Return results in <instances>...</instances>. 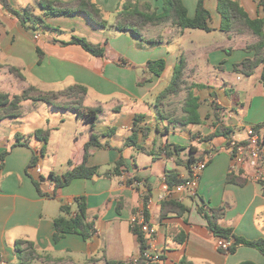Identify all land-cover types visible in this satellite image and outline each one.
<instances>
[{
  "label": "crops",
  "instance_id": "obj_1",
  "mask_svg": "<svg viewBox=\"0 0 264 264\" xmlns=\"http://www.w3.org/2000/svg\"><path fill=\"white\" fill-rule=\"evenodd\" d=\"M9 1L19 10L31 6L58 29H27L0 6V92L19 94L12 87L17 80L22 90L36 87L34 94L83 84L88 88L84 105L102 110L91 126L73 107L27 99L21 116L0 120V162L2 152L9 150L0 168V264L18 263L15 246L19 239L33 241L39 253L53 258L48 261L53 264L127 261L141 252L131 218L145 207L157 230L150 249L162 254L156 264H180L182 260L188 264H264V254L257 248L243 245L234 252L219 248L218 238L198 210L205 203L223 207V226L248 239L264 238V192L254 168L241 167L247 178L244 185L227 182L232 165L228 143L244 141L250 127L264 123V63L251 75L236 68L244 59L255 57V49L249 46L259 37L241 24L231 31L222 30L218 0H205L212 14L211 31L181 29L167 21L145 27L143 38L114 26L118 0H95L104 16H113L107 26L96 24L85 13L47 14L42 2L48 0ZM51 1L73 6L78 0ZM137 1L150 2L157 12L163 10V0ZM183 1L189 17H194L198 0ZM240 1L252 18L264 19L259 0ZM201 30L220 37L204 36ZM77 34H88L105 46L106 54L97 57L81 45L54 41ZM151 39L159 41L151 43ZM38 47L44 53L41 63ZM180 58L186 61L184 86L196 84L192 90L200 100V124L170 120L185 114L186 89L157 103ZM157 59L166 62L160 75L146 68L150 60ZM10 67L19 69L25 78L17 77ZM39 128L50 129L44 154L43 142L33 135ZM134 128V141L127 143ZM219 128L223 129L215 134ZM92 134L99 136L102 145L90 147L87 165L98 166L102 174L114 170L122 158L120 173L75 178L57 185L53 174L62 176L84 162L85 144ZM177 146L180 151L175 150ZM34 155L38 159L31 165ZM191 157L209 160L195 194L187 190L170 197L167 173L186 178ZM79 196L85 197L88 219L94 221L97 232L90 240L68 233L56 242L54 219L63 214L62 204L75 212ZM170 198L181 200L190 211L162 216V201Z\"/></svg>",
  "mask_w": 264,
  "mask_h": 264
},
{
  "label": "trees",
  "instance_id": "obj_2",
  "mask_svg": "<svg viewBox=\"0 0 264 264\" xmlns=\"http://www.w3.org/2000/svg\"><path fill=\"white\" fill-rule=\"evenodd\" d=\"M47 14L51 15H71L75 13H85L93 22L100 26H107V19L104 16V11L100 5L92 0H78L73 6H58L54 1L48 0V2H42ZM259 5L264 8V0H259ZM0 6L7 12L14 15L21 24L30 30L37 31L39 28L58 29L48 24L45 19L36 14L31 6L25 7L23 10L16 9L12 6L9 0H0ZM217 10L221 15V29L224 31L233 30L237 24H241L244 27L250 29L255 35L259 37V41L249 46L251 49H255L256 55L254 58H246L241 63L236 64L237 69H241L247 75H251L255 72L256 68L264 63V19L260 17L252 18L246 11L240 0H218ZM212 19L211 11L206 6L205 0H198L197 10L194 17H189L188 9L183 0H163V10L157 12L152 8L150 2L140 3L137 0H120L117 4V20L115 27L121 31H130L143 38V30L150 24L158 25L163 22L171 21L174 26L181 29L194 28L204 29L211 31L210 21ZM64 45L78 44L81 45L87 52L94 56L102 57L106 54V48L100 43L93 42L84 36L73 35L69 40H54ZM151 43H157L158 39L148 40ZM39 53L38 62L41 63L44 53L38 47ZM3 65L0 63V67ZM186 61L180 58L179 63L175 67L174 76L169 85L158 95L157 103L161 104L165 98L177 95L182 90H187V96L183 104V110L185 114L183 116H175L171 118V121L180 123H202L203 119L200 114V100L197 95L194 94L193 88L196 84L184 86L185 80L183 78L184 68ZM166 67L164 59L150 60L146 68L149 72L160 75ZM145 68V69H146ZM10 71L17 77L24 79L23 73L15 68L10 67ZM264 80V72L262 73ZM38 90L34 86H30L23 90L20 94H12L8 92H0V120L8 117H19L22 115V103L24 100L32 99L34 101H43L45 103L52 104L56 107H73L79 116L86 119L87 122L94 125L97 120L98 113L101 112V107H88L84 105L85 96L88 88L83 84H72L59 91H49L36 93ZM260 125L256 126L260 130ZM215 134H219L223 128H219ZM228 133L227 129H224ZM137 128H134L133 134L128 138L127 143L133 142L136 136ZM33 135L43 142L41 153L46 151V145L50 137V129H36ZM246 144L245 141L242 142ZM102 143L99 136L92 134L89 141L85 144L84 162L74 166L67 170L62 176L54 175L53 179L57 185H65L71 182L75 178H92L97 175H108L109 173H120V166L124 164V160L121 158L114 170H107L104 173L99 172L98 166H88L86 160L89 155L90 147L101 146ZM180 147H175L176 151H180ZM174 150V151H175ZM168 156L172 155L170 148H165ZM9 153V150H5L1 154L0 168L4 165L5 156ZM174 153V152H173ZM38 156L34 155L31 160V165L36 164ZM198 159L194 157L190 158L188 163V169ZM185 178L180 177L175 172H168L166 175V184L172 189L176 185L184 182ZM247 178L243 175L242 168L235 170L230 168L227 175V182L238 185H244ZM263 186L264 192V180L260 181ZM148 194L146 195V198ZM77 209L75 212L71 210V207L67 204L61 205V211L63 214L54 219L55 232L53 238L58 242L62 237L68 233L80 234L85 240H90L97 232L95 223L93 220L88 219L87 204L84 196L76 198ZM199 212L207 220L209 229L213 234L219 238L223 237L232 241V245L226 252H234L239 246H251L257 248L264 254V238L248 239L246 237L235 234L232 227L223 226L220 220L225 215V209L223 207H212L202 204L198 208ZM147 219L149 218L148 209L145 207ZM190 211V207L184 204L181 200L170 198L162 201L161 213L162 216H166L170 212L183 215ZM131 229L136 235L137 240L141 248V258L136 264H156L154 262L146 261L142 254L147 248L145 234L141 227L135 224H131ZM16 252L19 258L16 264H31L35 260L44 258L45 261H52L53 258L50 255H43L36 249L35 243L29 240L19 239L16 242ZM106 264H126L124 261L108 260ZM180 264H188L186 260H182ZM241 264H255L253 262H243Z\"/></svg>",
  "mask_w": 264,
  "mask_h": 264
},
{
  "label": "built area",
  "instance_id": "obj_3",
  "mask_svg": "<svg viewBox=\"0 0 264 264\" xmlns=\"http://www.w3.org/2000/svg\"><path fill=\"white\" fill-rule=\"evenodd\" d=\"M40 34H36L35 38H39ZM260 130L255 127L248 129V136L243 141L231 140L228 143L227 150L232 157L231 168L238 170L241 167L250 166L255 170V179L257 181L264 180V123L260 125ZM208 159H198L190 167L189 174L185 178L184 182L176 185L172 189H169L170 197L175 192L190 191L195 194L198 183L201 176L208 165ZM40 170V169H39ZM261 183V182H260ZM131 224H135L141 227L146 237L147 248L143 252L142 257L149 262L158 263L162 260V254L158 251L151 250V245L154 243V238L157 233L155 226H153L146 217L144 208L138 209L131 218ZM219 248L224 251H228L232 245V241L223 237H219L217 240ZM141 257H134L127 261L126 264H136Z\"/></svg>",
  "mask_w": 264,
  "mask_h": 264
},
{
  "label": "rangeland",
  "instance_id": "obj_4",
  "mask_svg": "<svg viewBox=\"0 0 264 264\" xmlns=\"http://www.w3.org/2000/svg\"><path fill=\"white\" fill-rule=\"evenodd\" d=\"M93 1H95V0H93ZM118 1H120V0H118ZM39 10H40V8H39ZM38 11V10H37ZM105 18L108 20V19H111V18H113V16L112 15H109V13L108 14H106L105 15ZM44 19H45V21H47L46 20V18L44 17ZM49 24V23H48ZM52 26V25H51ZM200 32H202V34H204V36L205 35H207L208 37L210 36V37H217L218 38V34L216 35V33H207L206 31H200ZM68 35L69 34H66L64 37L66 38V37H68ZM77 35H79V34H77ZM79 36H85L86 38H88V34H84V35H79ZM220 37V36H219ZM89 40H91V41H93L92 39H90V38H88ZM94 42V41H93ZM18 83H21L20 81H18L17 80V83H16V85L15 86H12V87H15V90H13V91H15V93H22L23 92V90L22 89H20L21 87H19L17 84ZM8 85H10V84H8ZM24 101H26V100H24ZM136 257H141V255L139 254V256H136ZM131 258H134V257H131ZM130 258V259H131ZM129 260V259H128ZM44 261V262H43ZM38 260V261H36V262H34V264H43V263H46V264H53V263H49L48 261H45V260ZM33 263V262H32Z\"/></svg>",
  "mask_w": 264,
  "mask_h": 264
}]
</instances>
